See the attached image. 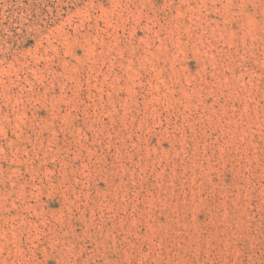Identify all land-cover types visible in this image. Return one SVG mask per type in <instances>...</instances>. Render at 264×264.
<instances>
[{
    "label": "rangeland",
    "instance_id": "rangeland-1",
    "mask_svg": "<svg viewBox=\"0 0 264 264\" xmlns=\"http://www.w3.org/2000/svg\"><path fill=\"white\" fill-rule=\"evenodd\" d=\"M0 264H264V0H0Z\"/></svg>",
    "mask_w": 264,
    "mask_h": 264
}]
</instances>
